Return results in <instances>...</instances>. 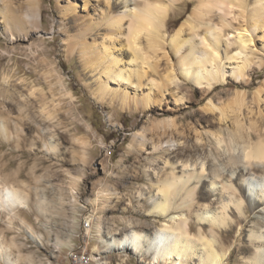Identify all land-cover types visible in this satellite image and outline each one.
Segmentation results:
<instances>
[{
	"label": "rangeland",
	"instance_id": "rangeland-1",
	"mask_svg": "<svg viewBox=\"0 0 264 264\" xmlns=\"http://www.w3.org/2000/svg\"><path fill=\"white\" fill-rule=\"evenodd\" d=\"M23 1L15 0L20 6ZM138 1L143 3L130 0L129 4L134 7ZM97 5L93 3L94 14L100 10ZM196 5L197 0H191L175 6L168 20L169 39ZM42 12L40 38L13 40L0 24V186L20 191L26 206L25 211L0 213V242L6 246L0 264H151L131 250L107 252L105 241L112 242L139 225L147 232L160 226L161 220L149 215L151 197L157 194L151 185L157 182V174L170 171L164 167L166 159L177 165H181L178 160L206 162L205 178L196 191L204 187L210 197L214 192L213 211L222 210V200L229 203V224L215 231L229 249L224 264H237V249L249 245L250 232L264 231L263 172L242 158V143L231 145L226 129L227 144L218 147L212 136L221 128L218 113L204 111L209 96L189 84L185 90L189 99L180 110L168 93L162 108L137 112L123 109L118 100L100 99L96 76L83 68L77 53L70 54L64 46L72 24L61 25L56 0H42ZM116 54L124 64L132 58L124 49ZM172 58L169 65L161 61L159 73L153 75L156 80L161 82L160 74L169 69L179 74L177 60ZM45 73L51 76L49 83ZM263 83L264 67L253 72L248 85L230 80L210 97L217 103L220 96L226 99L244 89L252 105L253 92ZM31 87L44 90L46 100L29 96ZM44 104L49 108L46 112ZM167 119L176 121L186 133L197 127L203 142L199 145L190 135L167 152H154L151 145L144 151L132 146L136 133L144 131L151 137L157 133L153 123ZM259 124L264 128L263 120ZM214 180L217 183L211 185L209 181ZM230 185L233 190H225ZM231 198L242 202L241 210ZM195 201L190 223L197 229L205 227L210 234L208 222L196 219L202 212L199 209L209 203H198L197 197Z\"/></svg>",
	"mask_w": 264,
	"mask_h": 264
},
{
	"label": "bare ground",
	"instance_id": "bare-ground-1",
	"mask_svg": "<svg viewBox=\"0 0 264 264\" xmlns=\"http://www.w3.org/2000/svg\"><path fill=\"white\" fill-rule=\"evenodd\" d=\"M184 1L191 0H142L143 3L138 1L134 7L130 6V0H56L61 25L68 21L72 24L70 33H65L64 46L70 54L77 53L83 68L96 76L99 98L110 103L118 100L123 109L137 112L162 108L167 94L171 93L180 110L189 99L185 93L187 85L202 89L209 96L204 111L218 113L221 128L212 133L218 147L227 144L226 129L230 144L242 143V158L263 172L264 182V128L259 124L260 120L264 121V83L253 92L252 105L244 89H237L226 99L220 96L217 103L210 97L230 80L248 85L253 72L264 67V0H197L194 12L169 39L168 20L175 6ZM94 2L100 8L95 14L91 12ZM23 6L17 5L15 0H0V24L4 34L13 40L15 37L27 39L31 35L40 38L42 0H24ZM122 49L132 57L125 64L116 54ZM172 56L177 60L179 74L169 69L166 74H160L161 82L156 80L153 75L159 73L161 61L169 65ZM45 79L49 83L51 76L45 73ZM29 93L31 97L36 95L46 100L47 93L42 89L31 87ZM42 108L43 112L49 109L46 104ZM153 130L157 133L151 137L144 131L136 133L132 146L138 145L140 151H144L151 145L154 152H167L169 147L184 144L190 135L199 145L204 140L197 127L186 133L171 119L156 121ZM194 146L199 149L198 145ZM164 164L170 171L157 174V182L152 183L157 194L151 197L149 212L161 220L160 226L151 232H147L144 225L130 228L112 242L105 241L107 252L131 250L149 259L151 264H224L229 249L219 242L215 230L229 224V203L222 200V210L213 211L217 204L212 202L214 192L210 197L204 187L196 191L205 178L206 162L178 160L181 165H177L166 159ZM178 166L182 167L180 171ZM209 182L217 183L216 180ZM233 187L224 186L225 190H233ZM195 197L198 203H209L205 204V209H199L202 212L196 219L208 222L210 234L205 227L197 229L190 223ZM189 200L194 203H188ZM230 202L238 210L242 209V202L232 198ZM25 209L20 191L0 186V213ZM240 224L237 220L238 227ZM231 233L232 230L227 236ZM248 237L249 245L237 249L240 257L237 264H264V231H252ZM5 249L0 242V256H4Z\"/></svg>",
	"mask_w": 264,
	"mask_h": 264
},
{
	"label": "built area",
	"instance_id": "built-area-1",
	"mask_svg": "<svg viewBox=\"0 0 264 264\" xmlns=\"http://www.w3.org/2000/svg\"><path fill=\"white\" fill-rule=\"evenodd\" d=\"M109 155H111V151L109 150Z\"/></svg>",
	"mask_w": 264,
	"mask_h": 264
}]
</instances>
